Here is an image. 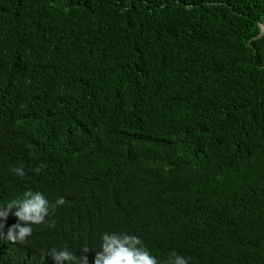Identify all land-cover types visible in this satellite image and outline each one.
I'll list each match as a JSON object with an SVG mask.
<instances>
[{"label": "trees", "instance_id": "trees-1", "mask_svg": "<svg viewBox=\"0 0 264 264\" xmlns=\"http://www.w3.org/2000/svg\"><path fill=\"white\" fill-rule=\"evenodd\" d=\"M261 24L264 0H0V205L65 200L23 244L10 214L0 264H94L106 231L264 264Z\"/></svg>", "mask_w": 264, "mask_h": 264}, {"label": "clouds", "instance_id": "clouds-1", "mask_svg": "<svg viewBox=\"0 0 264 264\" xmlns=\"http://www.w3.org/2000/svg\"><path fill=\"white\" fill-rule=\"evenodd\" d=\"M264 30V26H262ZM259 39V37H256ZM43 165L34 171L39 172ZM13 173L20 178L25 176L23 167L12 169ZM65 203L60 197L54 203L45 197L41 191L22 189L15 197L4 205H0V229L4 227L9 215H14L17 220L8 227L6 239L12 243L23 244L33 234V225L44 224L46 218L58 206ZM54 224H49V227ZM87 246L82 248V253L89 252ZM47 255L55 261V264H88V256H76L68 249L67 245L62 248H52ZM93 256H91V260ZM94 264H160L159 258L143 246L141 239L128 233L104 232L99 241ZM164 264H188V260L179 254L173 253L169 258H164Z\"/></svg>", "mask_w": 264, "mask_h": 264}, {"label": "water", "instance_id": "water-1", "mask_svg": "<svg viewBox=\"0 0 264 264\" xmlns=\"http://www.w3.org/2000/svg\"><path fill=\"white\" fill-rule=\"evenodd\" d=\"M262 26H263V25L261 24V33H263V32H264V30H262Z\"/></svg>", "mask_w": 264, "mask_h": 264}]
</instances>
